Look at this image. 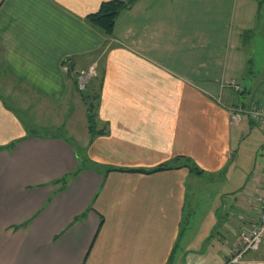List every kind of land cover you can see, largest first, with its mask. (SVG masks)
<instances>
[{"label":"crops","instance_id":"0c3cea01","mask_svg":"<svg viewBox=\"0 0 264 264\" xmlns=\"http://www.w3.org/2000/svg\"><path fill=\"white\" fill-rule=\"evenodd\" d=\"M107 1L0 0L5 94L28 114L25 124L0 97V264H228L264 183L209 196L201 236L183 240L203 176L176 168L218 175L240 126H258H231L225 107L264 105V86L242 81L264 0H119L128 7L109 37L85 20ZM90 67L105 134L85 140L82 160L64 136L73 78ZM230 80L242 91L221 88ZM162 164L173 169L125 172ZM238 264H264V242Z\"/></svg>","mask_w":264,"mask_h":264},{"label":"rangeland","instance_id":"374dc122","mask_svg":"<svg viewBox=\"0 0 264 264\" xmlns=\"http://www.w3.org/2000/svg\"><path fill=\"white\" fill-rule=\"evenodd\" d=\"M250 52V57L253 58V78L243 79L244 83H248L250 85L251 82L257 83L258 87L262 89L264 86V24H260V28L256 31L253 37V43L250 45L248 50ZM87 71L83 70V72L90 71L91 76H87L88 80L93 77L95 74L94 68H88ZM81 71L78 73L80 74ZM78 75V74H77ZM76 75V76H77ZM8 76L2 71L0 66V97L4 99L6 105L12 108L18 115L20 119L26 124L28 122V114L25 111L20 109L21 105L17 103V98L15 96L5 94L6 89H8ZM86 87H83L81 91H84ZM87 91V90H86ZM75 107L76 111L72 114V120L70 122V126L72 127V131H69L64 137L74 146L76 151L78 152L80 158L83 160L86 156V144L85 140L88 139V143L90 142V135L88 134V120L86 116V106L81 98L80 93L75 91ZM47 125L50 124V121L46 120ZM97 118L94 119L93 124L97 129L98 126ZM242 136L241 141L238 145L234 147L233 154L228 158L230 166L227 167L224 171L220 172L218 175H214L206 172L203 175V179L199 180L200 190L197 191L198 198L196 199V206L193 209V213L189 215L187 218V222L184 221L185 226L182 227V232L180 234V239L185 238L186 233L191 231L192 236H201V232L198 231L201 229L200 223L201 219L206 218V213L209 212V208L211 207L213 202H209V196L213 197L218 190L224 189L225 191L230 192L234 191L236 188L245 187V182L247 178L248 184L250 182L257 183L261 185L264 183V131L260 126L247 127L245 130L241 125ZM50 129V128H49ZM47 129L35 128V131H39V134L43 133ZM241 135V134H240ZM237 167V168H236ZM236 168V169H235ZM234 169V170H233ZM247 186V185H246ZM207 194V195H206ZM200 195H206L204 197H199ZM205 235L203 236L204 239ZM183 238V240H184ZM179 239V240H180ZM183 243V241H182ZM203 242L201 240H197L194 242L195 249L193 251L199 250L203 247ZM204 254H198L193 257L196 259L198 256H203ZM189 256H194L192 253ZM206 258V255H204ZM212 264H213V259Z\"/></svg>","mask_w":264,"mask_h":264},{"label":"built area","instance_id":"2783aa9c","mask_svg":"<svg viewBox=\"0 0 264 264\" xmlns=\"http://www.w3.org/2000/svg\"><path fill=\"white\" fill-rule=\"evenodd\" d=\"M90 71L83 72L76 76L78 90L81 91L87 84V76ZM221 88L233 89L235 92H241L242 89L236 84L235 80H230L221 85ZM231 126H237L243 119L249 120L258 126H264V105L243 106H227L225 107ZM239 243L234 246L232 255L228 260V264H238L244 255L248 252H256L264 242V196L257 198V218L251 222L249 228L243 230L238 236Z\"/></svg>","mask_w":264,"mask_h":264},{"label":"trees","instance_id":"16d2710c","mask_svg":"<svg viewBox=\"0 0 264 264\" xmlns=\"http://www.w3.org/2000/svg\"><path fill=\"white\" fill-rule=\"evenodd\" d=\"M127 7H128L127 3H124L119 0H111V1L103 2L100 4L97 12L94 14L88 15L85 18V20L90 26H92L95 29H98L100 32H102V34L109 37L112 35L116 17L123 9H126ZM68 72H69V77H70L71 70ZM73 83L75 84L76 90L78 93H80L81 98L86 106V111H87L86 116L88 120V128H87L88 134L90 135V137L105 134L104 129H99V128L96 129L93 124V121L96 118L97 95L88 94L90 92H88L87 84H86L87 86H85L86 89L84 91L78 90L76 76L73 78ZM176 161H179V159H177ZM179 168H187L192 174H194L197 177H202L204 175V173L201 170H199L192 164L186 163L185 165L178 167L176 169H179ZM169 169H173V168L167 166V164H162L150 170L130 169V170H125V172L150 175V174H155L157 172H161V171H165ZM109 171H122V170L111 168ZM61 182H64V180L60 179L56 181L55 183L58 184Z\"/></svg>","mask_w":264,"mask_h":264}]
</instances>
